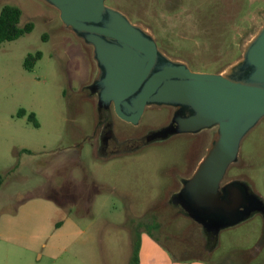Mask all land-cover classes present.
Listing matches in <instances>:
<instances>
[{
	"label": "rangeland",
	"instance_id": "374dc122",
	"mask_svg": "<svg viewBox=\"0 0 264 264\" xmlns=\"http://www.w3.org/2000/svg\"><path fill=\"white\" fill-rule=\"evenodd\" d=\"M5 5L20 8V24L30 22L33 30L0 44V263L31 258L35 264L37 255L24 252L23 245L66 244L81 232L80 243H90L99 260L116 259L120 250L123 260H131L142 235L151 234L174 257L264 264L261 216L221 230L215 248L205 254L192 235L198 225L167 209L182 144L95 158L83 142L91 138L96 111L80 98L94 75L89 49L44 2L0 0V11ZM105 5L149 29L167 55L206 74L238 59L264 22V0H183L182 7L164 0H106ZM36 52L41 59L25 70V57ZM20 110L26 115L19 117ZM153 112L145 109L142 122L151 121ZM30 113L38 127L27 120ZM115 122L119 131L134 132ZM228 174L264 199V118L242 140Z\"/></svg>",
	"mask_w": 264,
	"mask_h": 264
},
{
	"label": "water",
	"instance_id": "95a60500",
	"mask_svg": "<svg viewBox=\"0 0 264 264\" xmlns=\"http://www.w3.org/2000/svg\"><path fill=\"white\" fill-rule=\"evenodd\" d=\"M40 1L89 49L94 66L89 89L98 107L112 104L116 117L133 126L145 109L171 107L176 133L209 132L203 158L182 182L180 204L188 218L216 237L249 219L252 211L244 202L261 205L260 200L247 195L244 183L220 184L237 162L242 140L264 118V22L238 59L206 74L166 55L149 29L106 6V0Z\"/></svg>",
	"mask_w": 264,
	"mask_h": 264
},
{
	"label": "flooded vegetation",
	"instance_id": "af4514ba",
	"mask_svg": "<svg viewBox=\"0 0 264 264\" xmlns=\"http://www.w3.org/2000/svg\"><path fill=\"white\" fill-rule=\"evenodd\" d=\"M167 2H173L181 7L183 6V0H164V5L167 4ZM155 42L157 45L156 39ZM164 53L166 54V52ZM80 92V98L91 101L95 107L96 122L94 130L91 138L83 143H88L89 148L98 160L105 161L119 156L134 155L149 148L162 149L168 143L182 144V158L172 168L173 185L169 184L170 187L167 189V191H169L166 193V207L172 214L188 217L185 209L180 204V201H182L180 195L182 182L191 177L198 163L203 158L209 142V132L201 131L196 134L176 133L177 123L174 119L175 110L166 106L148 108L154 111L152 120L143 123L141 117L139 123L133 126L116 117L112 104L107 107H98L97 98L90 91L89 84L83 86ZM115 121H117V123L121 122L127 124L134 132L119 131ZM78 148H81V146ZM233 165L227 169L220 186L224 187L232 182L244 183L247 195L254 196L261 202V205L253 204L254 201L252 202L251 199L248 202H244L246 210L252 211L249 218L259 215L264 223V213L259 210L260 208H264V199L256 195L241 178L228 174L229 169ZM220 191L222 192V188ZM195 228L197 232L192 235L194 239L202 243L201 249L203 253L208 254L209 249L212 251L215 248L217 237L212 232L206 231V229L199 225L195 226ZM259 243L262 245L264 244V227ZM194 252L196 253V251ZM197 258L202 259L203 257Z\"/></svg>",
	"mask_w": 264,
	"mask_h": 264
},
{
	"label": "crops",
	"instance_id": "0c3cea01",
	"mask_svg": "<svg viewBox=\"0 0 264 264\" xmlns=\"http://www.w3.org/2000/svg\"><path fill=\"white\" fill-rule=\"evenodd\" d=\"M61 223L57 224L60 229ZM77 236L68 243L49 242L40 246L23 245L24 252L37 255L35 264H204L202 259L191 258L190 260H179L172 256L165 246L158 243L154 235L143 234L139 243L138 251L130 259L123 260V253L120 250L116 259L99 260L96 254L91 253L93 247L90 243H80L81 232H76ZM119 250V249H118ZM20 255V252H15ZM24 254L25 253H21ZM0 264H32L31 258H23L19 261H2Z\"/></svg>",
	"mask_w": 264,
	"mask_h": 264
},
{
	"label": "trees",
	"instance_id": "16d2710c",
	"mask_svg": "<svg viewBox=\"0 0 264 264\" xmlns=\"http://www.w3.org/2000/svg\"><path fill=\"white\" fill-rule=\"evenodd\" d=\"M21 17H22V11L17 6L5 5L2 7L0 11V44L15 41L21 38L22 36L32 32L33 24L28 22L25 23L24 25H21L20 24ZM40 59H41V53L39 52H36L34 54H28L24 59L23 68L27 71H31L35 66V64ZM25 115L26 113L24 110H20L18 113L19 117H23ZM27 120L31 122L34 127H38V122L34 114L32 113L28 114ZM0 185H1V177H0ZM209 252H211V249H209ZM175 258L179 260L182 259L179 257H175Z\"/></svg>",
	"mask_w": 264,
	"mask_h": 264
}]
</instances>
